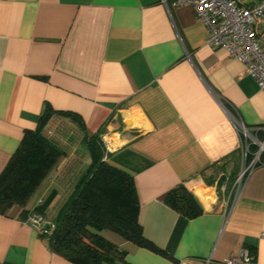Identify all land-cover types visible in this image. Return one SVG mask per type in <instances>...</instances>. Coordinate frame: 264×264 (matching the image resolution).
<instances>
[{"label": "crops", "instance_id": "1", "mask_svg": "<svg viewBox=\"0 0 264 264\" xmlns=\"http://www.w3.org/2000/svg\"><path fill=\"white\" fill-rule=\"evenodd\" d=\"M207 34L191 5L164 0H0V173L46 104L74 112L134 177L143 235L174 257L103 231L128 263L228 264L246 249L239 264H264V163L231 189L232 115L264 134V90ZM178 184L203 210L180 228L163 200ZM25 220L17 205L0 213V264H73Z\"/></svg>", "mask_w": 264, "mask_h": 264}, {"label": "trees", "instance_id": "2", "mask_svg": "<svg viewBox=\"0 0 264 264\" xmlns=\"http://www.w3.org/2000/svg\"><path fill=\"white\" fill-rule=\"evenodd\" d=\"M53 115L70 118L84 131L90 162L60 205L53 221L46 225L47 232L39 233L51 250L73 264H130L126 260V251L103 236V231L110 230L138 246L173 259L171 251L158 248L143 235L138 222L140 203L134 177L103 159L105 148L99 134L89 133L78 114L55 111L48 104L35 129L25 131L18 148L0 173V213L17 205L24 219L32 212L44 214L56 196L57 191L51 189L35 211L26 207L30 197L63 155V150L44 132ZM255 135L264 140V134ZM255 149L257 146L252 145V150ZM106 156L108 158L109 155ZM207 182L212 184L210 180ZM163 200L179 214L177 228L203 212L198 200L183 184L169 190Z\"/></svg>", "mask_w": 264, "mask_h": 264}, {"label": "built area", "instance_id": "3", "mask_svg": "<svg viewBox=\"0 0 264 264\" xmlns=\"http://www.w3.org/2000/svg\"><path fill=\"white\" fill-rule=\"evenodd\" d=\"M167 5H191L198 18L207 26L206 44L224 48L231 57L246 65L247 73L254 78L258 87L264 90V0L255 4H245L239 0H164ZM232 122L238 130V155L242 162L233 180L232 189L239 191L247 176L254 168L264 163V140L255 134L235 116ZM103 140L106 141L105 137ZM252 145L257 149L252 150ZM106 150L109 148L106 146ZM105 153L103 159H107ZM38 233H46L49 221L36 212L29 213L25 220ZM252 257L246 249L234 254L225 263L239 264L251 262ZM178 264H185L183 260Z\"/></svg>", "mask_w": 264, "mask_h": 264}, {"label": "rangeland", "instance_id": "4", "mask_svg": "<svg viewBox=\"0 0 264 264\" xmlns=\"http://www.w3.org/2000/svg\"><path fill=\"white\" fill-rule=\"evenodd\" d=\"M44 132L49 139L63 150V155L30 197L26 207L30 211H35V207L46 199L51 189H55L57 191L56 196L42 214L48 221H53L60 205L65 201L76 180L89 164L90 157L85 148L84 131L70 118L53 115ZM106 139L108 140V138ZM236 162L232 161L234 172L235 167H238L239 170L242 162L241 158L239 157ZM232 169L231 165L227 163L223 169L217 172L221 173V179L228 177L230 181L234 174ZM232 190L235 192L234 189ZM208 194L211 200L213 195Z\"/></svg>", "mask_w": 264, "mask_h": 264}]
</instances>
